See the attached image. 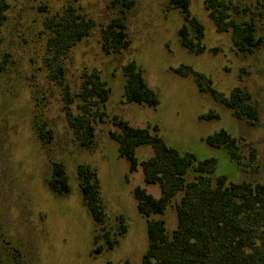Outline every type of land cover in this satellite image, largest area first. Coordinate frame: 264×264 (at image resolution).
<instances>
[{
  "label": "rangeland",
  "instance_id": "obj_1",
  "mask_svg": "<svg viewBox=\"0 0 264 264\" xmlns=\"http://www.w3.org/2000/svg\"><path fill=\"white\" fill-rule=\"evenodd\" d=\"M66 0H8L6 22L0 29V264H118L128 260L141 264L147 246L145 218L137 211L133 189L144 188L154 197L159 188L143 181L141 170L129 172L117 153L110 133L116 128L112 116L131 126H157L158 134L180 153L199 161L214 159L216 174L229 182L264 183V45L253 53H240L230 33L218 32L208 18L205 0H189L191 13L205 29V50L189 53L179 43L177 31L183 20L169 0H68L95 22L64 60V79L75 98L85 70L96 69L109 89L102 108L103 121L95 123L90 148L81 147L69 129L63 106V91L48 76L44 65L43 20L60 12ZM243 20L255 24L264 38V0H227ZM120 17L130 39L127 50L105 54L100 47V29ZM135 61L144 80L159 98L156 107L125 102L122 66ZM189 66L204 75L218 92L228 95L239 87L248 92L258 111L257 120L235 119L231 111L199 91L193 76L173 70ZM214 112L217 119L200 116ZM44 125L47 138L37 127ZM224 129L243 144L244 166L227 152L207 145V135ZM256 151L250 162L248 148ZM152 154L148 146L136 150L138 160ZM65 167L70 192L56 195L47 186L52 164ZM88 165L96 172L104 207V225L96 226L80 195L76 167ZM176 197L173 202H176ZM125 233L117 235L118 218ZM167 231L175 227L173 203L163 215ZM116 239L108 249L104 234ZM100 236L95 245L94 237ZM102 251L94 254L96 246Z\"/></svg>",
  "mask_w": 264,
  "mask_h": 264
},
{
  "label": "trees",
  "instance_id": "obj_2",
  "mask_svg": "<svg viewBox=\"0 0 264 264\" xmlns=\"http://www.w3.org/2000/svg\"><path fill=\"white\" fill-rule=\"evenodd\" d=\"M125 0L120 4L127 7ZM208 18L218 32L230 33L237 52L253 53L264 45V38L256 33L251 20H243L227 0H205ZM168 8L177 9L183 23L177 31L179 43L189 53L204 52L205 29L191 13L189 0H169ZM8 0H0V29L7 19ZM45 40L44 65L49 78L63 91L62 110L66 123L81 147L90 148L93 143L97 121L102 122L103 105L108 100L109 89L96 69L85 70L77 94L78 103L73 112L70 105L75 98L69 92L64 79V60L69 51L95 28V22L80 13L68 0L63 9L43 20ZM130 39L125 23L120 17L112 19L100 29V47L105 54L127 50ZM125 83V102L156 107L159 98L148 87L136 62L131 60L122 66ZM183 77L193 76L200 92L208 94L215 102L231 111L238 120L250 123L257 120L258 111L251 95L239 87L226 96L211 86V82L191 67L182 65L173 70ZM217 119L214 112L200 116ZM116 128L110 133L117 144V153L128 163L129 172L141 170L147 185L159 188L156 198L139 186L133 189L138 213L145 218L147 246L141 264H264V183L241 180L229 182L216 174L214 159L199 161L191 153H180L169 146L158 134L157 126L138 128L126 120L112 116ZM39 137L47 138L44 125L37 127ZM205 143L223 149L239 167L244 166L240 139L220 129L207 135ZM148 146L152 154L138 160L136 150ZM250 162L256 159V151L247 146ZM78 187L83 203L96 226H103L104 207L100 197L96 172L88 165L76 167ZM48 188L56 195L70 192V185L62 163L52 164L47 180ZM179 197L176 202H173ZM173 203L175 227L168 232L163 215ZM117 235L125 233L122 217L118 218ZM108 249L116 239L104 234ZM99 235L94 237L98 244ZM102 251L96 246L93 253ZM111 264V263H106ZM118 264H132L125 260Z\"/></svg>",
  "mask_w": 264,
  "mask_h": 264
}]
</instances>
